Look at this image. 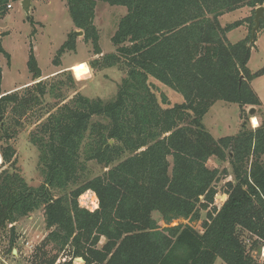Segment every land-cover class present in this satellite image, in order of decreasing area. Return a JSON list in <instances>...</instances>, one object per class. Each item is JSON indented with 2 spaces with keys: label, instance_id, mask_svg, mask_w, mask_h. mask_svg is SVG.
Listing matches in <instances>:
<instances>
[{
  "label": "trees",
  "instance_id": "16d2710c",
  "mask_svg": "<svg viewBox=\"0 0 264 264\" xmlns=\"http://www.w3.org/2000/svg\"><path fill=\"white\" fill-rule=\"evenodd\" d=\"M21 1L0 0V18L8 4ZM98 2L126 8L110 39L114 53L102 59L105 68L125 69V77L113 99L77 93L35 124L28 140L37 151L38 187L19 174L16 151L0 147L7 167L0 171V235L9 234L2 254L13 256L15 224L42 211L48 233L35 264H54L60 254L63 264L77 258L83 264H258L252 253L264 247V104L250 83L264 76V67L250 73V36L230 42L227 34L240 22L221 26L218 19L243 7L255 12L264 0H66L73 27L95 46V55ZM74 51L70 33L53 65ZM0 56L9 61L1 40ZM27 68L34 84L24 88L26 96L0 91V141L15 135L4 121L9 111L25 113L52 93L39 81L32 49ZM86 76L83 70L76 79ZM151 79L183 102L171 106L164 95L159 101ZM216 102L241 105L243 114L261 109L253 116L258 126L248 127L243 116L235 136L214 139L202 120ZM211 158L228 163L234 181L224 184L219 208L214 199L221 173L207 167ZM90 162L103 173L91 177ZM87 192L98 200L92 212L78 202ZM202 212V232L172 225L199 222Z\"/></svg>",
  "mask_w": 264,
  "mask_h": 264
},
{
  "label": "rangeland",
  "instance_id": "374dc122",
  "mask_svg": "<svg viewBox=\"0 0 264 264\" xmlns=\"http://www.w3.org/2000/svg\"><path fill=\"white\" fill-rule=\"evenodd\" d=\"M33 1H35L34 8L28 16L22 10L20 3L17 2L11 3L13 7L7 10L4 17L0 18L1 45L9 55V61L4 56H0V67L2 70L0 91L12 90L31 80L27 61L29 51L32 49L41 75L47 76L53 73L45 79H39V81H43L47 85V88L53 87L52 93L46 94L38 104L29 107L25 113L16 110L15 112L9 111L5 115L4 121L9 126V129L15 132V135L8 141L1 140L0 147L11 146L16 151V167L19 174L29 186L38 187L42 179L36 168L37 151L29 143V134L35 129V124L38 121L44 120L48 112H52L55 107L70 100L77 93L91 99L99 98L103 101H109L114 98L118 84L125 77V69H121L117 65L105 68L102 66V59L103 56L114 53L115 49L111 45L110 39L117 29L118 22L126 14V8L98 2L95 7L94 25L98 31L97 49L100 54H94L95 46H93L91 41H84L83 36L74 37L75 51L67 52L60 58L59 66L63 67L69 64V69L56 72L57 68L53 65V60L57 50L68 39L70 33L79 32V30L73 27L68 16L66 0ZM28 17L32 19L33 24L30 23ZM253 19L254 12L252 9L243 7L221 16L218 21L221 26L240 22V26L237 29L227 34L228 40L234 43L250 36L251 29L254 26L252 24ZM250 45H253V48L247 68L250 73H255L264 67V22L261 23ZM70 68L78 71L75 73V77ZM83 70L87 72V76L83 80L78 81L76 77ZM149 82L159 101L160 96L164 95L171 106L183 102L181 95L156 80L151 79ZM32 84L34 82L18 90L7 92V94L19 91L21 98V96H26L22 94L25 91L24 88ZM250 84L260 102L264 104V76L253 79ZM249 109H244L245 113L243 114L237 104L216 102L203 117L202 124L214 139L235 136L240 129L243 116L248 119V127L255 128L248 115ZM254 109V115L256 116L261 109H258V111L257 108ZM93 121L103 120L95 117ZM0 122H3L2 119ZM262 160L264 162V156ZM88 166L91 171V177L101 175L105 170L103 166L95 162H90ZM207 167L217 169L221 173L219 181L215 184L217 195L214 199V205L219 208L225 201V195L223 194L224 184L230 181L234 182L231 168L228 163H222L215 158H211L208 161ZM6 168L0 156V171ZM97 201L96 196L91 192L83 194L78 199L81 207H89L90 210L97 207ZM153 217L158 219L157 214H153ZM204 219L205 213L202 212L199 222L189 223L188 221L179 220L173 222L172 225L179 223L188 224L198 232H202L201 224ZM15 229L18 241L17 245L12 249L13 256H4L2 254V252L8 250L9 234L0 235V264H35L34 257L37 253V248L48 233L45 229L42 211H36L28 219L24 218L19 221L15 224ZM104 243L105 239H101L98 246L101 247ZM39 253L41 254V251ZM48 254L49 256L54 255V253L49 252ZM252 255L258 264H264V253L261 249L253 252ZM65 259V254H60L54 264H63ZM73 264H83V260L80 258L74 259ZM214 264L225 263L217 259Z\"/></svg>",
  "mask_w": 264,
  "mask_h": 264
},
{
  "label": "water",
  "instance_id": "95a60500",
  "mask_svg": "<svg viewBox=\"0 0 264 264\" xmlns=\"http://www.w3.org/2000/svg\"><path fill=\"white\" fill-rule=\"evenodd\" d=\"M30 3H31V0H23L20 2V5L22 7V10L24 11V13L28 16L29 13H30ZM264 9L263 7H258L255 9V12H254V19H253V22H254V26L252 27L251 29V33H250V39H249V44H251L253 42V39L255 37V34L256 32L258 31L260 25L262 22H264ZM72 35L74 37H79V36H83V33L82 31H79V32H73ZM239 108L242 110V106L239 105ZM255 114V109L254 108H250L248 110V115L250 117H253ZM109 144H113V141H109ZM225 200H226V196H224Z\"/></svg>",
  "mask_w": 264,
  "mask_h": 264
},
{
  "label": "crops",
  "instance_id": "0c3cea01",
  "mask_svg": "<svg viewBox=\"0 0 264 264\" xmlns=\"http://www.w3.org/2000/svg\"><path fill=\"white\" fill-rule=\"evenodd\" d=\"M34 3H35V1H33V0H31V3H30V12L32 11V9L34 8ZM263 7V9H264V6H262ZM228 39V38H227ZM57 69V71L56 72H58V71H66V70H68L69 69V64H66V65H64L63 67L62 66H59V67H56ZM61 69V70H60ZM55 73V72H54ZM53 73H50L49 75H47V76H43V75H41V79H45L46 77H48V76H51ZM32 83V78H31V80L28 82V83H26V84H23V85H21V86H19V87H16V88H14V89H12V90H9V91H4V92H2V93H7V92H10V91H13V90H18V89H20V88H22V87H24L25 85H28V84H31ZM246 109V108H245ZM249 109V108H248ZM251 119L252 118H255V117H250ZM256 119V121H257V123H258V120H257V118H255ZM252 123V122H251ZM32 215V214H31ZM31 215H29V217L31 216ZM29 217H27V219L29 218ZM261 250L263 251V253H264V247L263 248H261Z\"/></svg>",
  "mask_w": 264,
  "mask_h": 264
},
{
  "label": "built area",
  "instance_id": "2783aa9c",
  "mask_svg": "<svg viewBox=\"0 0 264 264\" xmlns=\"http://www.w3.org/2000/svg\"><path fill=\"white\" fill-rule=\"evenodd\" d=\"M12 7H13L12 4H8L7 5V9H11ZM70 71H72L71 68H70ZM72 73H73V75L75 77L74 71H72ZM96 205H97V207L95 209H93V210H90L89 207H84V208L87 209V210H89L90 212H92V211H94V210H96L98 208V201H97V204Z\"/></svg>",
  "mask_w": 264,
  "mask_h": 264
},
{
  "label": "bare ground",
  "instance_id": "6f19581e",
  "mask_svg": "<svg viewBox=\"0 0 264 264\" xmlns=\"http://www.w3.org/2000/svg\"><path fill=\"white\" fill-rule=\"evenodd\" d=\"M88 75H89V74H88ZM251 122H252V125H253L254 127H256V126L258 125V123H257V121H256L255 118H252V119H251Z\"/></svg>",
  "mask_w": 264,
  "mask_h": 264
}]
</instances>
